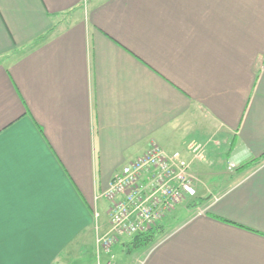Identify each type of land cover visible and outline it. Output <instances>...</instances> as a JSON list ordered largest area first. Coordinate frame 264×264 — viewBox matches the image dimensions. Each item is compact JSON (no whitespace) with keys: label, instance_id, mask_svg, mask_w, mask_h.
Instances as JSON below:
<instances>
[{"label":"crops","instance_id":"obj_1","mask_svg":"<svg viewBox=\"0 0 264 264\" xmlns=\"http://www.w3.org/2000/svg\"><path fill=\"white\" fill-rule=\"evenodd\" d=\"M192 140L164 237L99 248L114 174ZM112 260L264 264V0H0V264Z\"/></svg>","mask_w":264,"mask_h":264},{"label":"built area","instance_id":"obj_2","mask_svg":"<svg viewBox=\"0 0 264 264\" xmlns=\"http://www.w3.org/2000/svg\"><path fill=\"white\" fill-rule=\"evenodd\" d=\"M209 149L208 142L189 141L188 159L182 151L170 153L152 142L144 154L125 164L101 193L111 204L110 227L106 234H97L98 247L110 252L122 236H136L160 226L187 195L196 193L197 178L191 166L204 161ZM236 166L230 163L231 168Z\"/></svg>","mask_w":264,"mask_h":264},{"label":"rangeland","instance_id":"obj_3","mask_svg":"<svg viewBox=\"0 0 264 264\" xmlns=\"http://www.w3.org/2000/svg\"><path fill=\"white\" fill-rule=\"evenodd\" d=\"M238 166H236V167H233V168H231L230 167V164H229V169H231V170H233V169H236ZM234 172V171H233ZM230 173H232V171H230L229 170V174ZM231 176V175H230ZM232 178V177H231ZM233 179V182H236L237 181V179L235 178V180H234V178H232ZM232 179H230V180H232ZM203 180L206 182V183H208V184H212L213 186H216V184L217 185H220V186H226V187H228L229 185H231V184H228V183H231L232 181H229V180H225V181H227V183H224V179H223V181H219V180H216V179H214V180H210L208 177H204L203 178ZM229 181V182H228ZM106 200V199H105ZM106 204H109L108 203V200H107V203ZM177 210H178V215L180 214V213H182L181 212V206H178L177 208H176ZM166 233V232H165ZM162 237H164L163 235H161V233H158V234H156L155 235V237H154V241L155 242H157V241H159V240H161L162 239ZM152 241H153V239H152ZM112 262H114V263H117L118 262V260H112Z\"/></svg>","mask_w":264,"mask_h":264},{"label":"trees","instance_id":"obj_4","mask_svg":"<svg viewBox=\"0 0 264 264\" xmlns=\"http://www.w3.org/2000/svg\"><path fill=\"white\" fill-rule=\"evenodd\" d=\"M252 161L258 162V159H254ZM160 229H161V225L151 229L146 233L136 235L137 245H142L144 243L150 242L152 241V239L154 240L155 235L160 232Z\"/></svg>","mask_w":264,"mask_h":264}]
</instances>
